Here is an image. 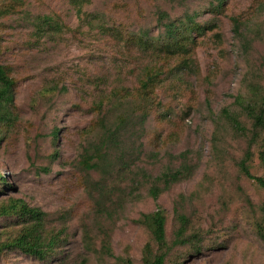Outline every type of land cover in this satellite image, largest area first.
Instances as JSON below:
<instances>
[{
    "label": "rangeland",
    "instance_id": "rangeland-1",
    "mask_svg": "<svg viewBox=\"0 0 264 264\" xmlns=\"http://www.w3.org/2000/svg\"><path fill=\"white\" fill-rule=\"evenodd\" d=\"M206 3L88 0L82 6L86 14L79 15L69 0H25L20 11L0 17V61L16 81L15 121L0 141V174L10 186L0 192V199L20 198L45 212L48 228H68L60 257L39 261L11 252L0 256V264H120L100 259L84 243L89 230L98 244L102 227L111 236L115 255L140 264L147 232L136 218L159 206L171 235L177 205L210 240L183 264H264V242L253 227L264 191L239 176L231 162L219 164L210 146L212 112L229 105L244 88L249 68L264 75V0H227L222 14H200L198 20L213 18L216 26L198 38L194 64L186 67L177 65L178 60L145 56L125 41L140 30L158 34L159 10L176 18ZM41 16L56 18L61 30L37 33L35 22ZM231 16L244 23L245 41L235 37ZM153 62L162 66V80L153 94L160 106L139 125L135 89L141 69ZM123 113L134 124L125 148L134 173L145 170L155 177L167 167L176 168L177 155L184 151L197 169L156 200L146 193L148 179L139 175L131 185L128 178L136 177L120 170L107 181L114 190L108 204L111 215L100 218L85 182L98 174H85L74 160L82 145L98 141L99 119L111 124ZM54 128H60L56 136ZM227 139L237 154L242 141ZM252 170L264 176L256 163Z\"/></svg>",
    "mask_w": 264,
    "mask_h": 264
},
{
    "label": "trees",
    "instance_id": "trees-1",
    "mask_svg": "<svg viewBox=\"0 0 264 264\" xmlns=\"http://www.w3.org/2000/svg\"><path fill=\"white\" fill-rule=\"evenodd\" d=\"M79 15H85L82 6L88 0H69ZM185 3L188 0H166ZM25 0H0V17L17 13L24 6ZM227 0H207L206 5L199 9L185 10L182 15L170 18L167 12H157L159 33L150 35L148 31L132 32L126 38V44L152 58L178 60L179 66L194 64L193 50L198 44V38L205 35L207 30L215 28L211 19L198 20L204 12L213 17L224 12ZM91 17H97L94 14ZM82 18V17H81ZM232 30L236 38L243 39V22L236 16H231ZM37 33L45 35L48 31H60L61 23L53 17L41 16L36 18ZM113 29V28H111ZM117 32V30H115ZM0 43V54H1ZM162 66L157 62L145 65L138 78L135 89L137 99L136 111H139L136 123L142 125L154 106H160L153 96L155 88L162 78ZM244 88L238 91L229 105L221 107L211 114L212 131L210 146L214 159L219 164L231 162L239 176L252 180L264 191V176L256 175L252 171L254 163L264 173V75L260 70L248 69L243 78ZM16 81L11 76L10 67L0 61V141L6 139L10 126L14 124L15 114L14 93ZM167 115V112H163ZM132 116L118 115L111 124L99 119L97 126L100 136L97 142L82 145L75 164L85 173H97V179L88 177V194L92 201L93 211L100 218H109L113 188L107 186V181L113 179L122 169L130 170L136 178L129 177L130 184H137L138 176L148 179L150 185L146 193L153 200L167 191L173 184L193 177L197 164L189 162L188 152L177 155L180 163L176 168H165L157 176H150L145 170L134 173L131 161L126 158V143L134 126ZM60 128H54L52 133L57 135ZM242 141L237 154L228 147V139ZM57 153L55 152V155ZM54 155V156H55ZM46 171V169H43ZM0 192L10 186L0 174ZM248 204L250 201L247 200ZM258 217L253 222L257 237L264 242V204L257 206ZM174 226L171 235L167 233V216L165 211L157 206L151 212L140 213L135 223L142 226L147 237L140 250V264H183L188 257H194L210 244L206 234L199 227H195L190 217L181 208H174ZM98 227L100 225L98 224ZM102 227L98 244L93 243L90 231H86L85 244L88 250L100 259H113L120 264H134L127 255H115L111 246V236ZM67 227L62 225L59 230L47 227V215L39 208L31 207L20 198L0 199V256L11 252L20 253L39 261H49L61 256L60 246L65 242ZM86 235V234H85ZM213 246V245H212Z\"/></svg>",
    "mask_w": 264,
    "mask_h": 264
}]
</instances>
